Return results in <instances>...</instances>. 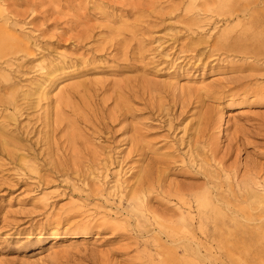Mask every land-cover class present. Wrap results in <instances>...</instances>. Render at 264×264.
Returning a JSON list of instances; mask_svg holds the SVG:
<instances>
[{"label":"rangeland","instance_id":"rangeland-1","mask_svg":"<svg viewBox=\"0 0 264 264\" xmlns=\"http://www.w3.org/2000/svg\"><path fill=\"white\" fill-rule=\"evenodd\" d=\"M219 1L0 0V26L12 42L1 55L22 63L2 72L20 94L39 82L46 92L17 122L0 118L24 148L0 149V264H164L161 248L148 246L159 228L151 223L175 202L167 192L191 180L183 163L195 166L189 154L204 157L221 184L251 170L264 182V51L255 16L262 4L244 12L243 0H232V8ZM227 33L231 39L223 40ZM52 65L56 71L44 75L41 67ZM79 84L97 93L85 97L91 92L80 89L85 99L71 100L88 119L73 126L66 107L51 112ZM47 111L60 127L43 139L38 117ZM89 151L94 161L83 160ZM157 153L172 163L145 202L151 223L140 226L123 195ZM74 159L83 160L79 174L71 171ZM197 248L194 264L259 260L217 242ZM61 252L66 258L55 257Z\"/></svg>","mask_w":264,"mask_h":264},{"label":"bare ground","instance_id":"bare-ground-1","mask_svg":"<svg viewBox=\"0 0 264 264\" xmlns=\"http://www.w3.org/2000/svg\"><path fill=\"white\" fill-rule=\"evenodd\" d=\"M232 0H220V8L234 6ZM241 2V0H240ZM232 3V4H231ZM243 11L246 12L249 5H261V8L257 10L256 18L258 19L257 28L258 34L256 33V40L258 44V50L264 51V0H243ZM3 12L2 6H0V16ZM223 40H230L231 36L223 34ZM235 40L233 39V42ZM21 44L20 41H18ZM25 45V43H24ZM22 46V44H21ZM12 48V42L10 37L7 35L3 26H0V118L5 121L6 118L18 121L17 117L22 115H28L42 97L46 95V92L41 88V82H39L36 88H31L29 91H25L20 94L17 90H12L14 87L13 83L8 82V77L2 71L5 65L7 67H21L22 63L13 62L11 57L1 55L2 50H9ZM257 50V51H258ZM258 51V52H261ZM27 55H31L32 52L25 51ZM252 56H260L257 53H252ZM57 65L44 66L41 70H44V75H51L56 71ZM80 89L89 90L91 93L85 91V97H90L96 94V90L92 86L77 85L70 88L68 97H60L58 100V107L51 113L55 116L64 114L68 110V113L72 116L68 124H74L76 122H87L88 119L82 118L80 112L75 108V104L71 100L77 99L79 103L85 98L78 96ZM62 105V106H61ZM67 108L65 110L63 108ZM83 109V107L81 106ZM85 112V111H84ZM82 112V114L84 113ZM239 113V112H238ZM236 113V115L238 114ZM92 122L98 120L97 114L94 113ZM50 113L49 111L38 117V120L46 127V130H38L40 138L47 139V136L52 131L57 130L60 127L59 118L52 119V123H49ZM91 121V120H90ZM85 124V123H84ZM16 125V124H14ZM7 126L9 123L2 122L0 124V149L10 155V151L6 150V147H12L14 149L23 148V144L17 142L12 136H8ZM51 126V128H50ZM98 126L101 129H108V123L98 122ZM79 134L77 131L72 133L70 141L73 142L76 135ZM7 137V138H6ZM17 138V137H16ZM198 137L195 138V141ZM24 149V148H23ZM28 147L24 157L30 156ZM140 147L133 144L132 152L138 153ZM142 149V147H141ZM209 157L213 159L215 152L213 148H209ZM96 152H87L83 160L94 161V155ZM140 156H144L143 152L139 153ZM89 156V157H88ZM168 153L159 154L157 157L152 158L149 163L145 166L138 167L135 175L134 183L124 192V199L130 202V207L133 211H130L132 216L137 219V223L140 226H144L145 223H151L150 217L146 215V212L153 213V211H147L148 207L145 202L154 198V187L160 183L163 179V174L169 171V165L172 163V159H169ZM199 155L189 154L188 160L195 161V166L183 162L185 167L189 171H185L189 178V182L183 185H176L174 190L167 192V196H173L175 202L171 206L165 207L167 210V216L162 217L161 220L154 219L151 224H158L159 228L157 235L154 236L153 240L148 244L154 247H160L161 261L164 264H194L196 259L194 254L199 255L197 247L202 246L205 249H209L213 242H217L221 246H234L239 247L242 250L248 252L250 257H257L259 260L256 264H264L262 249L264 251V182L257 181L251 174H255V170H251L249 176L242 179L235 178L234 181L225 183H219L214 181L216 179L214 169L207 163L204 157L197 159ZM174 158V157H173ZM75 160V159H74ZM82 161H73L71 171L74 173H80L82 170ZM199 160V161H198ZM199 162V163H198ZM226 172L223 167H220L219 172ZM186 174V175H187ZM183 177L185 175L183 174ZM226 179L228 176L226 175ZM160 194V192H158ZM254 199V200H252ZM247 201H253L250 207L245 204ZM261 207V209L259 208ZM135 210V211H134ZM229 211V212H228ZM159 217V216H158ZM160 218V217H159ZM148 223V224H149ZM85 226V225H84ZM88 226L82 227L86 229ZM200 232L201 238L195 239L196 233ZM162 234V236H161ZM164 237V241H162ZM73 243L74 240H70ZM250 246H255V250L251 251ZM179 248L182 252H186L185 256L179 257L176 255V249ZM261 248L260 250H256ZM262 253V254H261ZM66 252L55 254L57 258H66ZM262 261V262H259ZM198 262H202L198 259Z\"/></svg>","mask_w":264,"mask_h":264}]
</instances>
